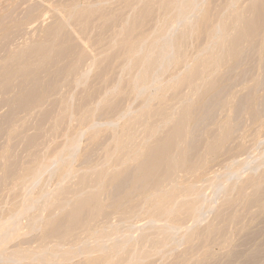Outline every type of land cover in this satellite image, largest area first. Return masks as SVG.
<instances>
[{
    "label": "bare ground",
    "instance_id": "obj_1",
    "mask_svg": "<svg viewBox=\"0 0 264 264\" xmlns=\"http://www.w3.org/2000/svg\"><path fill=\"white\" fill-rule=\"evenodd\" d=\"M207 1L206 0H104L101 2L100 5L96 4V6L98 5L97 7L93 6L95 4L94 3L92 5L94 8H88V7H91V5H89L88 7L85 5L86 7L84 6V8H80L82 4L81 5L79 4V6H78L77 5L78 3L72 4L73 2H75V1H73L71 3L72 5L69 4L70 7H67L65 9V13H66L65 16L66 17L64 18V20L66 18H68V22L62 23L61 21H63V20L60 21L61 23L56 22V24L53 27L47 29V31L45 32V34L43 36V39H41L40 41L33 42L31 44L27 43V46L26 47L24 46L25 48L22 47L23 49L20 48L21 50L19 49V51L13 50L15 52H10V55L7 58L6 64H2L0 66V81L6 86H10L13 84L15 77L21 76L22 77L21 81L18 84L19 89L17 87V90H19V91H17L18 97H22L24 100L37 99L39 103L33 108L34 111L36 110L39 112L38 117H40V119L43 121H45L44 119H48L49 117H53V119H52L53 120V123H52L53 128L65 126L66 123L68 124L71 120L74 119V117L76 116V113H74V110L72 107L73 105H71L70 103L65 101L66 96H65V93L63 92L64 87H61L57 84L56 85L51 84L50 87L48 88V86H45L44 83L41 82V79H40L41 76L39 77V75L42 71L44 73L46 72V70H44V69H47V68L49 69L51 67V64H53L52 67H54L55 63H58L59 61L63 62L64 59L70 60L72 58V60L70 61V64L72 66L70 76H71V80H72V77H74L75 80L78 81V84H76L77 86L74 85L75 83L73 84L70 79L69 80L72 83L71 85L76 86L77 89H83L89 84V82H90L89 80H91L92 77H90L91 79L88 80V78H89L88 76H91V75L92 76L94 75V77L97 76V78L102 83H105L106 82L104 80L105 79V72L108 70L116 71V73L113 75L114 77L116 76L115 77L116 78L115 83L112 85L104 84V86L106 88L105 93L101 97H99L98 99L92 101V103L86 109H82L81 113H79L78 119H77L78 127H79L78 130L77 131H76V129L73 130L72 127H71L72 130L71 129L69 130L70 127L69 126H68L69 128L66 127L67 130L71 131L72 133H73V131H76V132H74L73 135H71L70 137L67 138V140H68L67 143L65 145H63V147H61V149H59L60 147L59 148L57 147L58 149L57 148L55 149V147H54V150L50 149L49 150L50 152L48 151L50 154L44 153L42 157L45 160V162H43L42 164H37V165L31 166L29 168H25L19 172L20 175L18 178V182L15 183L13 190L20 192L23 188L26 187V188H28V191H29V187H31L30 184L34 183V181L37 182V180H39V178L44 175L43 173L40 172L41 170L42 171H43V169L48 170L50 166L53 167V165H57V166H55L56 168L54 167L55 169H53L55 171L52 172L53 175H55V177L53 176L54 177L53 180L54 179L56 180V178H57V181H55L57 183V185L56 184L55 185L57 187H59V189L62 191L61 196L59 194L60 198H59V196H58V198L61 199V197H62V199L61 200L57 199V195H58L56 193L58 190L57 187H56L57 189L55 188L56 190L55 189L53 190V192L55 191L54 192L55 195H54V193H52L53 195L50 193L51 194V196H50L49 192H52V191H50V189L47 186L48 182H47V185H43L40 188L38 193H36V196H39V198L42 199V201L44 202L43 205H44L45 209L42 207L43 205L41 206L44 209V211H46V209H47V210H50L51 213L48 217L46 215L42 214L41 217L45 216L46 218L44 217L41 219H39L40 216L37 217L38 219L36 218L37 215H34L35 217L32 216L35 219H32V217H31V219H29L30 224L28 223V225H29L28 228L30 229L31 232H33V231L35 232L37 230L39 231V228H40V230H42L46 235H48L52 238L61 240L62 242L65 241L66 239H68V237H70L69 240H70V244H71V239H72L71 235H74V233L77 232L78 230H80V231L84 230V229L88 230V228L90 227V224H91V222L89 223V221L91 219H95L96 216H99L97 214V212L103 208V205H104L103 197H105V196L110 197L111 200H113L116 203H120L123 208H126L132 204V201H135L134 199H136V198L138 199V197L134 198L135 193H136V195H137V193H140V194L142 193V194H144V196L146 195L145 201L151 200V202H148V203H153L152 201H155V199H157L158 202L157 201L156 202H157L158 208L161 207V209H162V206L164 204L170 205L171 202H173L172 201L173 197L174 198L178 197L181 193V190H184V189L186 190V191L185 190L182 191V193L184 192L185 197H184V195L183 196L180 195V199H181V197H184V198H182V199H184L183 202H185L182 204L183 207H184V205H188L189 202L191 204L193 202L192 200H194L196 197H198L196 199H199V201H200L202 198L200 199L199 195H202V197H203L204 188L208 189L210 191V186H208V185H210V182H208V180L206 181V179H204V178L203 179L206 181L205 183H207V182L209 183V184L208 183L204 184V186H203V184H201L202 181L195 182L194 178H191L192 181H190V183L191 182H194V183H191L189 185L187 183L188 181L187 182L184 181L182 183V185L184 183H187L186 184L187 187L184 188V186H186V185L183 186L184 189H182V187L177 188V186L179 187V185H177V184L179 182H181L182 178L175 185L173 184L171 186L169 184L171 182L174 183L175 179L173 176L177 171H179V170L184 171L185 170L187 172V174H188V172H190L188 175H190L191 172H193L194 167H195V163L192 160V158L194 159V155H196V152L193 153L192 150L194 148V143H195V147H197V146H196V142L192 141V131L195 133V130H194L195 126L199 127V124L197 125V120H199L200 122H203L205 114H208V113L210 114V112H211L210 107L211 106L213 107L212 104L213 103L215 104L216 101L220 103V101H218V99H220V98H218L217 96L219 93L222 94V92H220V90L224 91L223 89L226 87L225 86L222 89L220 86V90L218 91L219 84L223 82V79H220V80H222V82L219 80V74L222 73L221 70H223L224 68L227 69L228 66H230L228 69L232 70L231 63H233L234 65H235V63H238L236 65H239V61H241L243 59L242 58L243 55L245 57V54H244L246 52V51H244L245 43L248 42V46L249 45L251 46L252 44L257 42L258 38L261 36V34H262L261 32L263 30L262 26L264 24V0H251V1L248 0L250 3L248 4L249 7H248L247 11H246V8L243 9L242 6H241L242 7L241 10L233 9L235 6H237L235 4L236 2H234V1H238V0H234V1L229 0V4H228V8H227V10L229 9V12L228 13L226 12L227 11L226 8H225V10L222 11V12L225 11L227 15L230 13L228 15V18L230 17L229 18L230 22L228 20L226 21V19H225L227 27H226L225 21L223 24L222 20H220V21H222V23H220V24H222V26L218 25V23H219L218 21H217V24L215 23L216 25L212 23V21H211L212 17L210 19V14L212 13V12L210 13L211 10H209L208 7H207L208 10H206L207 9L206 7L204 8L205 4L206 5L209 4V2H207ZM115 2L121 3L124 10L122 12V10H121L122 6H121L120 8L118 7L119 11L117 14H114V12L109 11V12L114 14L111 16L110 15L111 13L108 14L107 13L108 11H106V8L104 6L106 4L108 5V3L111 4V3H115ZM232 2H234V4H233V5H235L234 7L232 6ZM239 2H240V0H239ZM40 3H41V1H40ZM227 3H228V1H227ZM242 3H245V2L242 1ZM135 4H139V8L136 9L134 7ZM116 5H118V4H116ZM230 5H231V8H230ZM136 7H137V5H136ZM107 8H109V7H107ZM238 8H239V6H238ZM125 10H127V13H126L127 15L125 14ZM244 10H245V12H244ZM128 11H129V13H128ZM218 14L221 15L222 13L220 14V11H219ZM25 15H27V14H25ZM214 15H217V14H214ZM214 15H212V16H214ZM227 15H224V18H225V16L227 18ZM28 17H30V16H28ZM32 17H33V15H32ZM192 18H194L195 24H193V22H191L192 20L190 21V19H192ZM219 18L221 19L220 16H219ZM219 18L215 17V19H217V20ZM215 19H214V21H215ZM119 23H120V26L118 27L117 25H119ZM71 25H72V28H71ZM20 26L21 25L18 24L16 27V30ZM68 26H70L69 28L73 29V31L75 28L78 32V35H79V33H82L83 35L86 34L89 30H91V28H92V30H95V31L98 30L99 37L94 40L95 45H97L98 47H101L102 48L101 50L102 51L104 50V51L100 52L99 57L97 56V54L99 55V53L95 54L99 58V60L97 58L95 59V61L96 60L99 61V62H97L98 63L97 65H95L96 62L94 64L95 69L92 68L91 65H87V67L84 66V62L86 60L85 57L88 59V58H92V56L89 57L90 56L89 54H85L87 52H85L86 50L83 46L82 47L84 48V50L82 47H81L82 49L79 47L78 44H81V43H79L78 39L77 40L75 39V37L73 36L74 34H72L73 31L66 33L69 30V28H67ZM116 27L118 29H115ZM25 28H27V27H25ZM25 28L24 29L22 28V29L25 30ZM66 28H67V31H66ZM11 29H9V30H11ZM22 29H20L18 31L20 32ZM111 30H114V32H112ZM108 32H111V34L108 35L107 34ZM7 33H9V32H7ZM21 33H22V31H21ZM15 34H17V33H15ZM107 35H108V37H107ZM200 36H204V38H206V40H204L205 43L207 42V40H208V43L203 45L204 46L203 49H201L202 46L198 47V45H197V47L201 50L198 52V50H199L198 49L197 53H195L196 55L194 57L191 56L193 54V53H191L190 56L192 57V59H189L190 57L189 58L187 57L188 51L186 52V47L191 40H193V39L199 40ZM89 37L91 38V36H89ZM262 37H263V34H262ZM92 40H93V38H92ZM201 40H202V38H201ZM259 40L261 41V38H259ZM262 40H263V42H261V43L264 44V37L262 38ZM76 41H78V42L76 43ZM94 41H93V43H94ZM97 46H96V48H97ZM248 46H247V48H248ZM193 49H194V46H193ZM97 51H100V49ZM193 51H195V50H193ZM260 53H262V52H260ZM92 65H93V63H92ZM56 66H57V64H56ZM90 67L93 69V70H91L90 73H93V74L87 75V73H88L87 68L89 70ZM54 68H52V69H54ZM51 70L47 73H50V72L52 73ZM55 70H56V68H55ZM176 70H179L178 75H175L176 74L175 73L173 76H171L172 72L173 71L176 72ZM249 72H250V70H249ZM53 73H54V71H53ZM223 73H224V71H223ZM229 73H231V72H229ZM246 74L247 73H245V76H246ZM256 74H257V72H256ZM46 75H48V74H46ZM168 75H170L169 76L170 78L167 77ZM167 78H168V81L166 82L164 79L167 80ZM208 78H209V81L205 82L204 79L208 80ZM220 78H223V77H220ZM228 79H229V77H228ZM69 80H68V83H70ZM163 80L167 84H162V83H164ZM201 80L202 81L204 80L205 83H203ZM72 81H74V79ZM199 81H200V83L202 82L203 84L202 83L199 84ZM30 82H31V85L29 86V88L25 92V86ZM163 85H165V86L167 85V86L164 87ZM255 85H256V83H255ZM185 87L189 89L188 93H186L188 95H185V93L183 92L185 90L182 91V89ZM165 89L172 90L173 94L171 95L170 94L171 91H169V92L167 91L168 94L171 95L170 97H168ZM190 90H191L192 94L190 93ZM193 93L196 94V96ZM189 94L191 96L194 95V97L198 96L196 99L194 98L197 102L194 103L195 100L192 101L193 98H190L192 100H189V98H188ZM221 94H219V95L221 96ZM126 97H129V98L133 97L134 99H136V100L139 99L142 102V108L140 107L141 110H139L140 112L136 110L137 114H134L136 111L134 112V110H133V112H134L133 113L131 111L132 110L131 107L123 108L121 106V102L123 103V100L126 99ZM216 98H217V100L214 101ZM228 98H230V97H228ZM59 99L62 100V104L60 105V109H59L58 114L54 115V114H52V112H50L46 109L45 110L43 109V106H44L43 103H45L46 101H52L53 100L52 102H56V100H59ZM140 101H138L139 104H140ZM228 102H229V100H228ZM228 102H226V103L228 104ZM230 103H231V101H230ZM198 104H200V106H201V107L198 106V108L200 110L202 109V107H203V109L204 108L206 109V113L202 114L203 119H202V117H201V119H197L200 116V113L197 111L198 109L196 107V105H198ZM132 105L134 106L135 104L132 103ZM222 105H224L222 107L225 108L226 104H222ZM228 105H231V104H228ZM220 106H221V104H220ZM250 106H252V105H250ZM228 107H230V106H228ZM213 108H215V107H213ZM226 108H227V106H226ZM251 108H253V107H251ZM208 110H210V112H208ZM212 110H214V109H212ZM225 110H227V109H225ZM228 111H229V108H228ZM38 112H37V114H38ZM113 113L117 115V119H118V120L116 119L117 121H120V120L123 121L124 120L125 123L127 122V126L126 127L123 126L124 128L121 126L123 131L121 130L122 132L120 133V132H117L119 130L117 128V124H119V123H117V122H116V124L113 123L116 121L115 119L111 120L112 117L108 118V120H109L108 124L109 123L115 124L114 126L112 125L113 128H112L111 124H109L111 127L110 126L108 127L107 122L106 123L104 122L105 124H107L104 126H107L108 128H111L113 130V132H112V136H113L112 143L113 144L111 143L110 145L105 146L104 151L107 154V156L105 155L107 157V159H105V160L103 159L104 162L103 161L101 162L100 167L98 168V170L95 173V176L99 179V185L97 188H95L94 190L87 193L86 196L79 194L75 197L74 201L70 199L71 200V202H70L69 199L66 197V193L70 187V183H71L72 179L74 178L71 176L72 174L70 173V170L72 168V164H71L72 161L73 160L76 161L75 159H73V157H78V152L76 151V149L80 147V146H77L80 143V142L78 143V141L81 138V135H83L85 130L87 132H89L88 130H90L91 132H89V133H91L90 134L91 138H92L91 140L97 141L99 138L98 136L101 133V130L99 129V124H100L101 128L102 127L104 128V126H101V123H98V122L101 120V118H105V116H107L108 114H113ZM197 114H199V115H197ZM144 116H149L150 118L154 119L155 123L158 122L159 125H161V127L158 125L159 131H160V129H163L165 127L168 129H167V131L165 129V131L161 130L160 132L159 131L157 132V130H158L157 128H156L157 129L156 130L153 127H148L147 130H145L144 142L142 144H137L135 142L134 128H135L136 123ZM208 117H209V115H208ZM227 121L225 122V124L227 123ZM230 123H229V127L231 125ZM115 127L118 129L117 131H116ZM221 128L224 129V126H222ZM98 129H99L100 133L98 132ZM219 129H220V127H219ZM226 129L228 130L230 128L225 127V130ZM221 130L222 129H220V131ZM230 130L224 132L225 136H222V133L220 135V132H219V135L221 136V138L219 137V143H220V141L223 143L225 139L227 140L226 136H228L229 132H231ZM213 132H214V130H213ZM17 134H20L19 131L14 130V129H12L10 132V136H12V137L18 136ZM217 134L218 133H216V135ZM20 135H21V137H23L26 140L27 144H29L30 146L37 144V138L36 137H27V136H24L23 134H20ZM212 135H213V133H212ZM83 136L85 138V135H83ZM228 139H229V137H228ZM85 140H86V138H85ZM210 140H211V138H210ZM226 140H225V142H226ZM197 142L199 143V141H197ZM214 142H215V140H214ZM216 142L218 143V139ZM205 143H208V142H205ZM217 143H216V145H215V143L214 144L211 143L213 146L215 145V147H211L212 145H210L211 148L209 151H211V153L215 152L218 154L219 150L222 151V149H221V147H223L222 143H220V145L218 143V146H217ZM256 148H258V147H256ZM79 149H81V147ZM75 152H77V154H76L77 156H75ZM205 152L207 153V151H205ZM200 153H202V152H200ZM215 153H214V156H216ZM51 154H52V156L49 157V155H51ZM191 155H193V156L191 157ZM198 155L199 154L197 153V156ZM251 155H252V153H251ZM197 156H195L196 159H197ZM199 156H201V155H199ZM208 156H210L209 153H208ZM106 157H104V158H106ZM210 157H212V155ZM200 158L204 159L202 156ZM206 158H207V156H206ZM246 158H248V157H246ZM261 158H262V156H261ZM248 159H250V157ZM257 159H259V158H257ZM257 159H255V160L257 161ZM236 161H233V162H236ZM201 162H203V160ZM233 162H232V165H233ZM244 162L242 161L243 164H244ZM252 162H253V160H252ZM197 163H199V162H197ZM261 163H262V161H261ZM200 164H202V163H200ZM254 164H255V162H253V165ZM9 165H10V160L8 161L7 165L5 166L6 167L5 171L8 170ZM250 165H248V166H250ZM263 165H262V167H264ZM70 166H71V168H70ZM51 167H50V169H51ZM196 167H197V165H196ZM196 167H195V170H196ZM198 167H200V165ZM234 167H236V166H234ZM237 167H239V166H237ZM242 168L244 169L245 167H242ZM243 169H242V171H244ZM253 169L254 168L252 166V170ZM249 170H251V168H249ZM245 171L243 173H246ZM196 172H198V170H196ZM230 172H229V174H230ZM237 172L239 173V171H237ZM225 173H227V172H225ZM5 174H4V176H5ZM196 175H198V174H196ZM232 175H233V173H232ZM234 175L238 176L237 173L236 174L234 173ZM185 177H183V178H185ZM190 177H192V176H190ZM194 177H195V174H194ZM199 177H200V173H199ZM222 177L220 176L219 178H222ZM215 178H217V177H215ZM234 178H236V176ZM196 179H198V178H196ZM225 179H227V178H225ZM239 179H240V177H239ZM50 180H51V178H50ZM223 180H224V178H223ZM176 181H178V180H176ZM166 182H167V184L165 185ZM215 182L216 181H214L213 183H215ZM40 183H42V182H40ZM213 183L211 182V187H212L211 189H214ZM218 183L220 184V182H218ZM34 185H35V183H34ZM182 185H180V186H182ZM205 185L208 188H206ZM220 185L222 186V189H224L223 191H226L227 189L231 188V187H229L226 189L225 188L226 186L224 185L225 186L224 187L223 183ZM215 186L218 187L219 185L217 184ZM176 188L179 190H176ZM218 188H220V186ZM220 189H218V190L220 191ZM35 190H37V189H35ZM215 190L211 191V192L216 193L217 191H215ZM255 190H257V192H258V193H256L254 191L256 193V195L258 194L257 196H259V194H261L260 192L262 190L260 191L259 188L255 189ZM154 191H157V193L153 194ZM175 191L176 192L178 191L177 193H179V191H180L179 195L176 194ZM26 192H27V190H26ZM149 192L151 194H149ZM58 193H59V191H58ZM140 194L138 195L139 197L142 196V194H141V196H140ZM226 194L224 196H226ZM219 195H221V193ZM256 195L250 197V198L255 197V199L253 198L255 200L254 202H257V200H258V199H256ZM54 196H56V197H54ZM26 197L29 198L30 196H26ZM53 197L56 198L57 200L53 199ZM205 197H207L206 193H205ZM213 197H215V196H213ZM28 198H27V200H26V198H24V200H26V202L30 201V200H28ZM39 198L36 197V200L38 199L37 203L34 201L37 207H35L34 203L32 204L33 205L32 212H34V210H36L37 208L38 209L40 208V206L38 207V205H37V204H39V205L41 204L40 202L38 203V201L40 200ZM180 199H179V201H180ZM196 199L194 200L195 204H196ZM209 199L208 198L205 199L206 203L210 202ZM168 200H170V201H168ZM175 200L178 201L177 198L174 199V202H175V204L173 203L174 206L177 203H179V201L176 203ZM202 200H201V202H202ZM207 200H209V201H207ZM211 200H213V199H211ZM218 200H220V199L218 198ZM250 200H252V199H250ZM22 202H24L23 205L25 207H26V204L27 205L29 204V203L25 204V201H22ZM213 202H214V200H213ZM143 203L140 202V204H143ZM155 204H152V205L154 206ZM160 204L162 206H159ZM190 204H189V206H190ZM197 204L195 206H198ZM23 205H20V206L23 207ZM125 205H129V206H125ZM132 205H135V203ZM137 205H139V204H137ZM192 205L193 206H190V207H193V209L190 211H192L193 220L195 219V221H199L200 219L201 220L204 219V218H202L201 213L203 210L202 207H205V205L203 206V203H201L199 205V208L194 207V204H192ZM213 205H214V203H213ZM215 205H216V203H215ZM171 206L174 207L173 205H170L168 207L165 206V207H167V210H168V208H171ZM180 206H181V203H180ZM182 206L179 207V205H178L176 208L177 209L176 212L177 211L182 212L183 210H181V209L179 210V208H182ZM22 207H19V210H22L25 208V207L24 208H22ZM165 207H163V209ZM20 208H22V209H20ZM27 208H29V209H27ZM30 208L32 209V206L31 207L28 206L25 208L28 211V212H26V214L27 213L29 214ZM42 208H40V209L42 210ZM155 208H157L156 205H155ZM187 208L188 207H185L184 210H186ZM205 208H207V207H205ZM40 209L36 210V212L39 211V212L43 213L44 211L42 210L43 211L42 212V211H40ZM189 209H191V208H189ZM213 209H214V207H213ZM171 210H169V211L171 212ZM173 210L175 212V208H173ZM173 210H172V213L174 214ZM25 211H23V214ZM210 211H212V210H210ZM49 212H48V214H49ZM170 212H169V214H170ZM20 213H19L20 214L19 216L25 215V214L22 215V211ZM204 213H205V210H204ZM45 214H47V213H45ZM206 215H207V213H206ZM1 216H3V215H1ZM203 217H205V216L203 215ZM1 219L4 222H0L1 223L0 225L5 227V232L3 233V235L0 236V251H2L3 248L8 246L11 242L15 241V239H17L20 236L19 232H21V231L18 232V230L21 229L20 228L21 226L18 225V223L20 224V222H17V224L15 222L16 221L15 219H17V217L15 219H11L8 221H5L6 219L4 220L3 218H1ZM1 219H0V221H1ZM98 220H101V219H98ZM121 221L122 220L119 221L120 224H122ZM157 221H151V224H153L155 222L157 223ZM159 222H160L159 224L157 223L158 225L155 223L158 227L157 231L159 234H161L160 236L164 237L163 239L165 240V239L169 238V236H171L173 228L171 226L167 225V222L165 225V221H163V220H159ZM202 222H204V221H202ZM206 223H208V222L206 221ZM95 224H96V222H95ZM104 224H105V226H107L110 223H108V224L104 223ZM203 224H205V223H203ZM115 225H116V227L117 226L120 227V225H117V224H115ZM129 225H132V224H129ZM212 225H213V228L214 227H215V229L218 228L217 226H214L215 225L214 223ZM109 226L112 227L111 225H109ZM109 226H108V229H111V230L114 229V228L113 229L109 228ZM123 226L126 228V225L122 224V226H121L122 229H123ZM208 226L209 227H207V229L209 228V230H210L211 225H208ZM16 227H18L19 229L17 230ZM102 227H104V225ZM116 227H115V229H116L115 232L118 230V228H116ZM90 228H92V227H90ZM93 228H94V226H93ZM128 228L130 229L133 227L130 226ZM104 229H105V227H104ZM122 229L120 228L119 230L122 231ZM215 229H213L212 232H210V233H212V234L215 233L214 232ZM96 230L99 232V234L101 233L100 230L103 231V229L98 230L97 227H96ZM127 230L123 229L124 233L125 232L129 233L130 231H133V230H130V231L129 230L127 231ZM220 230H221V228H220ZM220 230H217V231L220 232ZM92 231L93 230H91V232ZM106 231H108V233H110L109 236L113 232V231L109 232V230H107V228H106ZM117 233H118V231H117ZM90 234L92 236V233H90ZM106 234H107V232L103 234L104 235L103 238L104 239L107 238V240H109L110 237L108 238L107 237L108 234L107 235ZM132 234H130L131 237H128V235L126 234L130 241H131L130 238H132ZM157 234L155 235L156 236L155 238L158 239L160 237ZM93 235H94V232H93ZM96 235H97V233L95 234V236ZM105 235H106V237H105ZM113 235H114V233H113ZM122 235H123V232H122ZM91 236L89 238H91ZM99 236L102 238L101 235H99ZM99 236L96 239L102 241L103 238L101 239ZM111 237H113L111 239V241H107L105 239V240H103V242L101 244H99V246L98 245H95V246L99 247L98 250L101 249L100 251H102V253L105 250L107 251V249L109 247L110 250H109V252L107 251L108 254L106 257V263L112 264L115 261V264H116V257L119 255V252L123 249L124 245L126 246L127 244H129V241H128V239L126 240V238H125L126 236L125 237L121 236V232H120V235L119 234L114 235V236L111 235ZM20 238H22V236ZM92 238H93L94 243H96L95 242L96 239L94 240V237H92ZM163 239L162 240L159 239V243H158V241H156V242L159 244L158 246H160V253L165 255V253H167L166 249H168L169 247L172 248V244L167 245V244L161 243L160 240L163 241ZM74 241L76 242L75 244L78 243L75 239H73V242ZM80 241H82V240H80ZM86 241H88L87 244H89L91 246V243H89V240H86ZM66 242H68V240ZM110 242H113L114 246L112 244H110ZM126 242H127V244H126ZM97 243H98V241H97ZM109 244L112 245L113 248H112V246L110 247ZM58 245H60L59 247L61 248L62 244H58ZM80 245L82 246L81 243H80ZM73 246H74V243H73ZM78 246H79V243H78ZM90 246H88V247H90ZM63 247L61 249H65V251H66V248L65 247L63 248ZM86 247L87 246L85 245V249L87 250L88 248H86ZM78 248H80V246ZM70 249H71V247H70ZM4 250H7V249H4ZM89 250H91V249H89ZM89 250H87V252L84 250V252L82 254L80 252L81 250L80 251L76 250V251H79L78 253H80L81 256H83L84 253L89 254V255L91 254L90 256L92 258V261H93V259L95 260V258H96V260L93 262L99 263V262H97V260H99V259H97L98 255L97 254H96L97 256L93 255L95 257L94 258L92 256V252L88 253V252H90ZM165 250H166V252L164 253ZM15 251L13 252L14 254L16 253ZM62 251H61V253L64 254V252H62ZM71 251H72V249H71ZM100 251L98 252L99 255L101 253ZM17 252H19V251L17 250ZM72 252L73 253H71V254H74V256L76 255L75 257L70 256V254H68V253H70V251L67 254L69 255V257L72 258L70 260L74 261V259H76L78 253H74L75 252L74 250ZM1 253L6 255V251H5V253H4V251H2ZM1 253H0V255L2 257L3 255ZM21 253L23 254L24 252H21ZM168 253H169V251H168ZM29 254L30 253H27L26 254L27 256L25 254H23L26 257H22V258H26V259L29 258V260L31 259L30 261H32V259H34V258L28 257ZM67 254H64V255H67ZM23 255L19 254V258H20V256H23ZM35 255L38 258V260H40V262H38L37 258L35 257L37 262L41 263V259L39 257V256H41V254L40 255L35 254ZM42 255L44 256V254H42ZM102 255L103 254L100 255L101 258L103 260H105L104 259L105 257ZM11 256H14V255L11 254ZM11 256H8V258L4 256L2 258V260L0 261V264H1V262L5 261L7 259H9L8 263L11 259L12 260L15 259V258H12ZM33 256H31V257H33ZM81 256L79 257L78 263L82 264L83 260L80 262ZM86 256H88V255H86ZM86 256H85V258H86ZM66 257L63 258L64 262L68 259V257H67V259H66ZM4 258H6V259L4 260ZM22 258H20V260L17 259L18 262H16V263L14 261H10V262H11V264H12V262L14 264H21L19 262L22 260ZM88 258H89V260H91L90 257H87V259ZM101 258H100V260H101ZM26 259H23V260L25 262H27V264H29V262H28L29 260L26 261ZM258 259H257V261H258ZM17 260L15 259V261H17ZM42 260H46V258H42ZM51 260L52 259H50V261H48L49 264H54V262L50 263ZM54 260H56V259H54ZM33 261H35V260H33ZM67 261H69V259ZM88 261H87V264H89V262H90V261L89 262ZM6 262L7 261H5V263L4 262L3 263L6 264ZM37 262H35V263L33 262V263L36 264ZM58 262L59 261L57 259L56 263H58ZM74 262H77V261H74ZM196 262H195V264H196ZM33 263L30 262V264H33ZM42 263H43V261H42ZM46 263L47 262L45 261V263H43V264H46ZM69 263H73V262L69 261ZM198 263H202V260H201V262H197V264ZM84 264H86V263H84ZM128 264H142V262L140 260L131 259Z\"/></svg>",
    "mask_w": 264,
    "mask_h": 264
},
{
    "label": "rangeland",
    "instance_id": "obj_2",
    "mask_svg": "<svg viewBox=\"0 0 264 264\" xmlns=\"http://www.w3.org/2000/svg\"><path fill=\"white\" fill-rule=\"evenodd\" d=\"M40 1H41V3H40ZM40 1L39 0H0V66L2 64H6L7 58L9 57L10 52L19 51L20 48L21 49L25 48L27 46V43L31 44L33 42H37V41H40L41 39H43V36H44L45 32L47 31V29L53 27L56 24V22H59V23L68 22V18H66L64 20V18L66 17L65 16V14H66L65 9L67 7H70L69 4H71L73 1H75V2H73L72 4L78 3L77 4L78 6H79V4L80 5L82 4L80 8H84L85 5L87 7L89 5H91V7H88V8H94L96 6V4L100 5L101 2L104 0H40ZM227 1H228V3H227ZM230 1H232V0H230ZM242 1L245 3H242ZM242 1L241 0H240V2H239V0L234 1V2H236L235 4L237 6L233 5L234 2H232V6L233 7L235 6L233 9L241 10V8L243 7V9L246 8V11H247L248 7H249L248 4L250 2L248 0H242ZM207 2H209V4L208 3H207L208 5L205 4L204 8L208 7L209 10H211L210 13L211 12L212 13L210 14V19L212 17L211 21L213 24H215V23L217 24V21H218L219 22L218 25L222 26V24H220V23H222V21L224 24L225 19H226V21L230 20L229 19L230 17L228 18V15L230 13L228 15L226 14V12L227 13L229 12V9L227 10L229 0H208ZM116 4H118V5H116ZM136 5H137V7H136ZM121 6H122L121 3L115 2V3H111V4L108 3V5L106 4L104 7L106 8V11H108L107 12L108 14H110L111 12H114V14H117L119 11V8ZM238 6H239V8H238ZM107 7H109V8H107ZM134 7L136 9L139 8V4H135ZM121 8H122L121 10L123 12V10H124L123 6ZM208 8L206 10H208ZM225 8L227 11L222 12L223 10H225ZM230 8H231V5H230ZM109 11H111V12H109ZM219 11H220V14L222 13L221 15L223 17L218 14ZM244 12H245V10H244ZM126 13H127V10H125V14ZM128 13H129V11H128ZM25 14H27V15H25ZM114 14L111 13L110 15L112 16ZM214 14H217V15H214ZM223 14L227 15V18H226V16L224 18ZM32 15H33V17H32ZM212 15H214L216 18H219V16H220L221 19L219 18L217 20ZM28 16H30V17H28ZM214 19L216 22L214 21ZM61 20H63V21H61ZM220 20H222V21H220ZM190 21L193 22V24H195L194 18L190 19ZM226 21H225V24H226ZM18 24H20L21 26L18 27L16 30V27ZM24 26L27 28H25ZM117 26L119 27L120 23ZM69 27L70 26H68L67 28H69ZM226 27H227V24H226ZM263 27H264V24L262 26L263 30L261 29L262 30L261 33L263 34V37H264V28ZM19 28L20 29L25 28V30L22 29L21 30L22 33H21V31L20 32L18 31V30H20ZM67 28H66V31H67ZM71 28H72V25H71ZM9 29H11V30H9ZM115 29H118V28L116 27ZM72 31H73V29L69 28V30L66 33L72 32ZM96 31L92 30V28H91V30H89L86 34L83 35L82 33H79V35H78L77 30L74 28V31L72 32V34H74L73 36L75 37V39L76 40L78 39L79 43H81V44H78L79 47L81 48L83 46L86 50L85 52H87L85 54H89L90 55V56L88 55L89 57L92 56V58H88V59L85 57L86 60L84 62V66L87 67V65H91L92 68H94V69H95V66H94L95 62H96L95 65L98 64L97 62H99L98 57L100 56V52L104 51V50L103 51L101 50L102 49L101 47H98L97 45H95L94 40L99 37V32H98V30H96ZM111 31L114 32V30H111ZM7 32H9V33H7ZM15 33H17V34H15ZM107 34L110 35L111 32H108ZM262 34L259 37V38H261V41L258 38L259 41L257 40V42H255L254 44L251 43L252 44L251 46L250 45L248 46V42L245 43V45H244L245 46L244 51H246L244 53L245 57L243 55V57H242L243 59L241 61H239V65H236L238 63H235V65H236L235 66L233 63H231L232 70L228 69L230 66H228V68H227L229 71L226 68L221 70V72L223 73V71H224L225 74L224 73L223 74L221 73L222 75L219 74V80L223 79V82H222V80H220L222 83L219 84L218 91L220 90V86L222 89L225 86L226 87L223 89L224 91L220 90V92H222V94L218 92L219 94H221V96L219 94L217 96L218 98H220V99H218V101H220V103L216 101L217 100V98H216L214 100V101H216L215 104L214 103L212 104L213 107H215V108H213L210 105L211 106L210 107L211 112H210V110H208V112H210V114L207 112L208 114H205L204 119H203L202 114L206 113V109L205 108L203 109V107H202V109L200 110L198 108V106H200V104L196 105V107L198 109L197 111L200 113V116L197 119H201V117H202L203 122H200L199 120H197V125L199 124V127L195 126V128H194L195 133L192 131V141L196 142V146H197V147H195V143H194V148H193L192 152L193 153L196 152V155H194L192 153L194 155V159H195L194 160L192 158V160L195 163V167L197 165L196 170H198V172L200 173V177H199V173L196 172L195 167H194L193 172H191L190 175H188L190 172H188V174H187V172L185 170H184L185 172L183 170L182 171L179 170L173 176L175 179L174 183L171 182L169 184L171 186L173 184L175 185L182 178L181 182H179L177 184V185H179V187L177 186V188L182 187V189H184L185 187H187V185H186L187 183H188V185L191 183H194V182L190 183V181H192L191 178H194L195 180L194 179L193 180L195 182L202 181L201 184H203V186H204V184H207L208 182H210V185H208V186H210V191L208 189L204 188V190L202 189L203 190V197H202V195H199L200 199L201 198L203 199V200L201 199L202 202H201V200L199 201V199H196L198 197L195 198L196 204L198 202L199 203L201 202V203H203V206L205 205V207H207V208L202 207L203 210L201 213L202 218H204L205 220L200 219L199 221H195V219L193 220V218H192L193 214H192V211H190V210H192L193 207H190V206H193L192 204H194V207L199 208V205L201 204V203L200 204L198 203L197 204L198 206H195L196 205L194 203L195 199L192 200L193 202L191 204H190V202L189 203L187 202L188 205H184V207L182 206V204L185 203V202H183L184 199H182L185 197L184 192L182 193V191L185 190L184 189V190H181L182 194L179 191L180 195H182V196L184 195V197H181V199H180L179 193H177L178 191L177 192L175 191V193L178 194L179 196L175 197V198L173 197V200H172L173 202H171L170 205L174 206V204H175L174 199H176V198L178 201L180 199V201H179V203H177L178 201L175 200L177 203L175 205L176 207L171 206V208H168V210H167V207L170 206L169 204L163 205L161 203L163 206L161 204L159 206H162V209H161V207L158 208L157 199H155V201H152L153 203H148V202H151V200L145 201L146 195L144 196V194H142V193H141L142 196L140 193H137V195L135 193L134 198L138 197V199L137 198L134 199L136 202L132 201V204L135 203V205H132V204L130 206L125 205V206H129L126 208H123L120 203H116L113 200H111L110 197L105 196V197H103V201H104L103 208L97 212V214L99 216H96L97 219L94 217L96 220L91 219L89 221V223L91 222L90 227L93 228V226H94L95 229L94 228L92 229L89 227L88 228V230L90 229L89 231L87 229H84L81 231L78 230L77 232L74 233L75 236L71 235V237H72L71 244H70V240H69L70 237H68V239L63 241L64 242L63 243L61 240H58V239H55V238H52V237L46 235L42 230H40V228H39V231L37 230L35 232L34 231L31 232L30 229L28 228L29 227L28 223H29V219H31L32 216L35 217L34 215H37L36 218L38 216H40L39 219H41V218L45 217L44 215H46L48 217L51 213V211L47 210V209H46V211H44V209H45L44 205H43L44 202L42 201V199L39 198V196H36V193H38V191L40 190V188L43 185H47V182H48V185H47L48 188L50 189V191H52V192H49V194L50 193L52 194L55 192V191L53 192V190L57 187L56 186L57 183L55 182V181H57V178H56V180L55 179L53 180L55 175H53L52 172L55 171L53 169H55L56 168L55 166H57V165H53V167L50 166L51 167V169L49 167L50 170L49 169L48 170L43 169L44 172L41 170L40 172L44 174L41 177L43 178L45 175L46 176L43 179L40 177L43 181L39 178V180H37V182L34 181L35 185H34V183L30 184L31 187H29V191H28V188H26V187H25L26 189L23 188L22 189L23 191L21 190L20 192L13 190L15 183L18 182V178L20 175L19 172L25 168H29V167L37 165V164H42L43 162H45V160L42 157L44 153L50 154L49 153L50 149L54 150V147H55V149L57 147L58 148L60 147L59 149H61V147H63V145H65L67 143V141H68L67 138L70 137L71 135H73L74 132H76L79 128L77 119H78L79 113H81V110L86 109L92 103V101L98 99L99 97H101L105 93L106 88H105L104 84L112 85L115 83V79H116L115 77L116 76L114 77L113 75L116 73V71H110V70L106 71L105 72V79H104L106 82L102 83L97 78V76L94 77V75L93 76L91 75L93 73H90V72L93 69L90 67L88 70V68H87V71H88L87 75H89V74L91 75V76H88L89 77L88 80L91 79L90 77H92V79L89 80L90 82L85 88L77 89L76 84H78V81L75 80L74 77H72V80L74 79V81H72L71 76H70L71 68H72L70 61L72 60V58L70 60L64 59V61L62 60L63 62L59 61L58 63H55L54 67L57 64V66L55 67L56 70L54 67H52L53 64H51V67L49 66L50 67L49 69L48 68L44 69V70H46L45 73L48 75H46L42 71L39 75V77L41 76V78H40L41 82L44 83L45 86H48V88L50 87L51 84H53V85L57 84L61 87H64L63 92L65 93V96H66L65 101L70 103L71 105H73L72 107H73L74 113H76V116L74 117V119L71 120L70 122L68 121L69 122L68 124L66 123L65 126L57 127V128H53V125H52L53 117H49L48 119H44L45 121L41 120L40 117H38L39 112L36 110L34 111V109H33L39 103L37 99L24 100L22 97H18L17 91H19V90H17V87L21 81V78H22L21 76L15 77L13 84L10 86H6L0 81V219L3 218L4 220L6 219L5 221H8L11 219H15L17 217V219H15L16 220L15 222H16V224H17V222H20V224L18 223V225L21 226L20 227L21 229L18 228L19 226L16 227L17 230L19 229L18 232L21 231V232H19L20 236L17 238L18 240L15 239V241L16 242L18 241V242L16 243L15 241H13L8 246H6L7 248L6 247L3 248L2 251H4V253L6 251V255L1 253L2 251H0V253L3 255L2 257L0 255V261L2 260V258L4 256L8 258V256H11V254L14 255V256H11L12 258H15L16 260L17 259L20 260V258L26 257L27 253H30L28 255V257L34 258V259H32V261L35 260V261H33L34 263L37 262V260H38V258L36 257L35 254H38V255L41 254L42 257L39 256L41 259V263H38V262H40V260H38V262L36 264H43V263H45V261L49 264L48 261H50V259H52L50 263L54 262V264H62L64 262L63 258H65L68 254H70V256H73V257L76 256V255L74 256V254H71V253H73L72 252L73 250L75 251L74 253H78L81 250L80 252L82 254L84 252V250L87 252V250L91 249V250H89L90 252H88V253L92 252V256L93 255L95 256L97 254L98 255L97 259H99V260L101 258L100 255L103 254L102 256L105 257V258L103 257L105 260H103L101 258L100 261L97 260V262H99V263H94L93 261H95L96 258L93 256L95 258V260L93 259V261H92V258L90 256L91 254L89 255V254L84 253L85 256L88 255L85 258L84 255H83L84 256L83 257V256H81L80 253H78L77 257H76V259L77 258L78 259L76 260L73 258L74 261H77V262L71 261L70 259H72V258L69 257V255H68L67 257H68L69 261L73 262V263H69V261H67L68 259L66 257L67 260L65 259L66 261L63 264H81V263H78L80 256H81L80 262L83 260L82 264H84V263L87 264V261L89 260V258L87 259V257L91 258V260H89L90 262L88 261L89 264H91V263L92 264H108V263H106V257H107V254H108L110 248L107 246L108 252L105 250L102 253V251H100L101 249L98 250L99 247H96L95 245L99 246V244H101L103 242V240H105V239L107 240V238H105V239L103 238L104 233L107 232V234H108L107 237L108 238L110 237L109 240H107V241H111V239L113 238V237H111V235L112 236L118 235V234L120 235V232H121V236H124V237L126 236L125 238H126V240L128 239L129 244H127V242H128L127 241L126 242L127 245L126 246L124 245L125 248L123 247V249L119 252V255L116 257V264H128L131 259L140 260L142 262V264H195L196 261L201 262V260H202V263H198V264H203V263L204 264L205 263L206 264H226L227 262H228L227 264H243V263L244 264H248V263L249 264H264V167H262V165L264 164L263 163L264 162V103H263L264 102V44L261 43V42H263ZM108 35H107V37H108ZM89 36H91V38ZM92 38H93V40H92ZM199 38H200L199 40L198 39H196V40L193 39L194 41L191 40L186 47V52L188 51L187 57L188 58L190 57L189 59H192V57H194L196 55L195 53H197V50L199 49L198 47L202 46L201 49H203L204 48L203 45L208 43V40L205 43L204 40H206V38H204V36H200ZM201 38H202V40H201ZM93 41H94V43H93ZM77 42L78 41H76V43ZM197 45H198V47H197ZM96 46H97V48H96ZM193 46H194V49H193ZM247 46H248V48H247ZM84 48H83V50H84ZM98 48L100 49V51H97V50H99ZM201 49H199L198 52ZM13 50H15V51H13ZM193 50H195V51H193ZM260 52H262V53H260ZM96 53H99V55L97 54L98 57L95 55ZM191 53H193V54L191 55ZM96 58L98 60L95 61ZM92 63H93V65H92ZM52 68H54V69H52ZM50 70L52 71V73L51 72H50L51 74L47 73ZM249 70H250V72H249ZM53 71H54V73H53ZM178 71L179 70H176V72L173 71L174 73L172 72L171 76H173L175 73H176L175 75H178V73H179ZM229 72H231V73H229ZM256 72H257V74H256ZM245 73H247L246 76H245ZM169 76L170 75H168L167 77H169ZM220 77H223V78H220ZM228 77H229V79H228ZM69 79L71 80V82L73 84L75 83L74 85H76V86L71 85L72 83L70 82ZM68 80L70 83H68ZM164 80L167 82L168 78H167V80L166 79H164ZM164 80H163V82H164ZM204 80H205V82H207V81H209V78H208V80H206V79H204ZM204 80L203 81L201 80V81L203 83H205ZM201 83L199 81V84H201ZM255 83H256V85H255ZM162 84H167V83L164 82ZM30 85H31V82L25 86V92L29 88ZM163 86L166 87L167 85L166 86L163 85ZM18 89H19V87H18ZM165 90H166L168 97H170L173 94L172 90H168V89H165ZM183 90H185L186 92ZM167 91L168 92L171 91L170 92L171 95L168 94ZM182 91L185 93V95H188L186 93H188L189 89L185 87L182 89ZM190 93L192 94L191 90H190ZM194 95L196 96V94H194ZM194 95H192L193 96L192 97L189 94V96H188L189 100H192L190 98H193L192 101H194L198 97V96L194 97ZM228 97H230V98H228ZM224 100L226 102H228V100H229L228 104H231V105H228ZM52 101H46L45 103H43L44 104L43 109L44 110L46 109V110L52 112V114L56 115L59 112L60 105L62 104V100L59 99V100H56V102H52ZM138 101H140V100L139 99L136 100L133 97H130V98L126 97V99L123 100V103L121 102V106L123 108L131 107L132 110L131 109L130 110L132 112H133V110H134V112L136 110L139 111L142 108V102L140 101V104H139ZM230 101H231V103H230ZM195 102H197V101L195 100L194 103ZM132 103L135 105L133 106ZM220 104H221V106H220ZM222 104H226L225 108L222 107V106H224ZM250 105H252V106H250ZM226 106H227V108H226ZM228 106H230V107H228ZM251 107H253V108H251ZM228 108H229V111H228ZM212 109H214V110H212ZM225 109H227V110H225ZM137 111L135 113L134 112L133 113L137 114ZM37 112H38V114H37ZM197 115H199V114H197ZM208 115H209V117H208ZM111 117H112L111 120L117 119V115L113 113V114H108L107 116H105V118H101V120L100 121L98 120L99 122L98 121L97 122L101 123V126L107 125L109 122L108 118H111ZM117 120L115 122H113V121L112 122L115 124H116V122L119 123V124H117V128L120 131L116 127L115 128H116V131L118 130L117 132L121 133L123 131L122 127L123 126L126 127L127 122L125 123L124 120L123 121L120 120L121 122L117 121ZM226 121H227V123L225 124ZM104 122L105 123L107 122V124H105ZM157 123H155L154 119L150 118L149 116L142 117L136 123L135 128H134L135 142L137 144H142L144 142V139H145V130H147L148 127H153L154 129H156V128L158 129L159 123L158 124ZM229 123L231 124L230 127H229ZM109 124H111V126L115 125L112 123H109ZM109 124H108V127L110 126ZM113 126H112V128H113ZM159 126L161 127V125H159ZM222 126H224V129L221 128ZM66 127L69 128V130L72 127L73 130L76 129V131H73V133H72L71 131H68ZM108 127L104 126V128L103 127L101 128L100 124H99V129L101 130L102 134L100 133V131L98 129V132L100 133V135L98 136L99 138L97 141L91 140L92 139L91 135H90L91 133H89L91 131L88 129L87 130L89 132H87L85 130L83 133V135H85L86 140H85L84 136L81 135L82 139L81 138L79 139L78 143L79 142L80 143L77 146H80L82 150L79 149L80 147L77 148L78 150L76 149V151L78 152L79 158L73 157V159H75L76 161H74V160H73L74 162L72 161V163H71L72 168L70 166V168H71L70 173L72 174L71 176L74 177L72 179V181L70 183V187L66 193V197L69 199L70 202H71V200L74 201L75 197L77 195L82 194V195L86 196L87 193H89L90 191H92L98 187L99 179L95 176V173L98 170V168L100 167V164L103 161V159L104 160L107 159V157H106L107 154L104 151L105 146L110 145L112 143V140H113L112 139L113 138V136H112L113 130L111 128H108ZM219 127H220V129H222L221 130L222 132L220 131ZM225 127L230 128L231 130L230 129L225 130ZM12 129L19 131V133L23 134L24 136L36 137L37 138V144L30 146L29 144H27L26 140L23 137H21L20 134H17L18 136H13V137L10 136V132ZM165 129L167 131L168 128L165 127L163 129H160V131L161 130L165 131ZM213 130H214V132H213ZM229 130L231 132H229L228 136H226L227 140L225 139L227 143L225 142V140H224L225 143L224 142L222 143L220 141V143H222V145H223V147H221L222 151L219 150L218 154L215 152L211 153V151H209V150L211 147H215V145L217 143L216 142L217 139H218V143H219V137L221 138V136H220L221 133H222V136H225L224 132L229 131ZM158 131H159V129L157 130V132ZM219 132H220V135H219ZM212 133H213V135H212ZM216 133H218V134L216 135ZM228 137H229V139H228ZM210 138H211V140H210ZM214 140H215V142H214ZM197 141H199V143ZM204 141L208 142V143H205ZM211 143L212 144L215 143V145L213 146ZM218 143H217V146H218ZM220 143H219V145H220ZM210 145H212V146L210 147ZM256 147H258V148H256ZM205 151H207V153ZM77 152H75V156H77L76 155ZM200 152H202V153H200ZM250 152L252 153V155ZM197 153L199 155H201L204 159L200 158L201 156H199V155L197 156ZM208 153L210 156L212 155V157L208 156ZM214 153L216 156H214ZM193 155H191V157ZM50 156H52V154L49 155V157ZM195 156H197V159L195 158ZM206 156H207V158H206ZM261 156H262V158H261ZM104 157H106V158H104ZM246 157H248V158L250 157V159H248ZM256 157L259 159H257ZM254 158L257 159V161ZM9 160H10L9 168L7 171H5V169H6L5 166L7 165ZM202 160H203V162H201ZM252 160H253V162H255V164L257 163L256 164L257 166L255 164H254L255 166L253 165ZM233 161H236V162H233ZM242 161L243 162L245 161L244 162L245 165L242 163ZM261 161H262V163H261ZM197 162H199V163H197ZM232 162H233V165H232ZM200 163H202V164H200ZM199 165H200V167H198ZM248 165H250V166H248ZM234 166H236V167H234ZM237 166H239L240 168ZM252 166L254 168L253 170H252ZM242 167H245V168L243 169ZM249 168H251V170H249ZM242 169L244 171L247 169L245 171L246 173H243L244 171H242ZM230 171L233 173V175ZM237 171H239V173ZM225 172H227V173H225ZM229 172L231 175L229 174ZM234 173L235 174L237 173L238 176L234 175ZM4 174H5V176H4ZM194 174H195V177L198 179H196L194 177ZM196 174H198V175H196ZM190 176H192V177H190ZM220 176L221 177L223 176V177L219 178ZM235 176H236V178H234ZM183 177H185V178H183ZM215 177H217V178H215ZM239 177H240V179H239ZM50 178H51V180H50ZM203 178L206 179V181L208 180V182L205 183L206 181ZM223 178H224V180H223ZM225 178H227V179H225ZM176 180H178V181H176ZM213 180L216 182L213 183L214 182ZM184 181L185 182L188 181V182L184 183L182 185V183ZM40 182H42V183H40ZM211 182L213 183L214 189H211L212 188ZM218 182H220V184L223 183V186L225 185L226 187L225 186L224 187L226 189L231 187V188L227 189L229 192L226 189L225 190L227 192L223 191L224 189H222V186ZM166 184H167V182L165 183V185ZM217 184L220 186L221 189L218 188L219 186L218 187L215 186ZM180 185H182V186H180ZM184 185H186V186H184ZM183 186H184V188H183ZM205 187L208 188L206 185H205ZM57 188H58V190L56 192L58 194L57 199H59L61 194H62V191L59 189V187H57ZM177 188H176V190H179ZM257 188H259L260 191L262 190L261 192L258 190L261 193V194H259V196H257L258 194L256 195V193H258V192L255 189H257ZM35 189H37V190H35ZM218 189H220V191ZM26 190H27V192H26ZM214 190L217 192L216 193L211 192ZM58 191H59V193H58ZM150 192H149V194H151ZM204 192L206 193L207 197H205ZM155 193H157V191H154L153 194H155ZM220 193H221V195H219ZM51 194H50V196H51ZM59 194H60V196H59ZM139 194L141 197L138 196ZM225 194H226V196H224ZM253 194L256 195V199H258L259 201L257 200V202H254L255 197H253L254 199L250 198L251 196H254ZM54 195H55V193H54ZM26 196H30V197L28 198ZM58 196H59V198H58ZM213 196H215V197H213ZM23 197L26 198V200L28 198V200H30V201L26 202V200H24ZM36 197L42 201L41 202L39 200L38 203L40 202L41 204L40 205L37 204V205H38V207L40 206V208H42V207L44 208V209L42 208V210L44 212L39 208L40 211H42L43 213H41L39 211L36 212V210H39L38 208L36 210H34V212H32V210H33L32 204L34 203L35 207H37L35 202L37 203L38 199L36 200ZM54 197H56V196H54ZM54 197H53V199H56ZM207 198L208 199L210 198L209 203L208 202L206 203L205 199H207ZM218 198L220 200H218ZM61 199H62V197H61ZM61 199H59V200H61ZM211 199H213L214 202ZM250 199H252V200H250ZM209 200H207V201H209ZM22 201H25V204L26 203L30 204V205L26 204V207L32 206V209L30 208L29 214L28 213L26 214V212H28V211L25 209L26 207L23 205L24 202H22ZM139 201L141 203H143V202L144 203L140 204ZM168 201H170V200H168ZM136 203L139 205H137ZM180 203H181V206L183 209L179 208V210L181 209L183 211L182 212H180V211L176 212L177 206L179 205V207H181ZM213 203H214V205H213ZM215 203H216V205H215ZM152 204H155L157 206V208H155V205L153 206ZM189 204H190V206H189ZM20 205H23V207ZM165 206H167V207H165ZM19 207H22V208L25 207V208L24 209L20 208L22 210H19ZM163 207H165V208L163 209ZM185 207H188V208L186 210H184ZM213 207H214V209H213ZM173 208H175V212H174ZM189 208H191V209H189ZM27 209H29V208H27ZM171 209L173 210L174 214L172 213ZM169 210H171V212ZM204 210H205V213H204ZM210 210H212V211H210ZM21 211H22V215L25 214L24 216H19L21 214L20 213ZM23 211H25L24 214H23ZM48 212H49V214H48ZM169 212H170V214H169ZM45 213H47V214H45ZM206 213H207V215H206ZM42 214H44L43 215L44 217H41ZM1 215H3V216H1ZM203 215L205 217H203ZM33 217H32V219H35ZM98 219H101V220H98ZM120 220H122L121 221L122 224L126 225V228L123 226V229H126V230L128 229L129 231L133 230V231L129 232L130 234L133 233L132 238H130L131 241L128 238V237H131V235L129 233L125 232L128 235V237H127V235L124 233V231L121 227L122 224H120V222H119ZM159 220L165 221V225L167 222V225H169L173 228L171 236H169V238H167L165 240L163 239L164 237L160 236L161 234H159L157 231L158 230L157 225L160 223ZM151 221H157L158 224L156 222L155 223L157 225L155 223L151 224ZM202 221H204V222H202ZM206 221L208 223H206ZM0 222H4V221L1 219ZM95 222H96V224H95ZM104 223H107V224L110 223V224H108V225L106 224L107 226H105ZM203 223H205V224H203ZM213 223L215 224L214 226H217L219 229L218 228L215 229V227L213 228V225H212ZM115 224L120 225V227L119 226L116 227ZM127 224L128 225L132 224V225L128 226ZM103 225H104L105 229H104V227H102ZM109 225H111L112 227H110ZM208 225L212 226V227L210 226V228H211L210 230H209V228L207 229V227H209ZM108 226H109V228H112V229L114 228V229L113 230L108 229ZM130 226L133 227L134 229L133 228L129 229L128 227H130ZM96 227L98 230L103 229V231L100 230V232L101 233L103 232V233L99 234V232L96 230ZM115 227L118 228V230H117L118 233H117V231L115 232V230H116ZM106 228H107V230H109V232L113 231L110 236H109L110 233H108V231H106ZM120 228L122 229V231L119 230ZM220 228H221V230H220ZM213 229H215V231H214L215 233L212 234L210 232H212ZM91 230H93V231L91 232ZM217 230H220V232ZM4 232H5V227L0 225V236L3 235ZM93 232H94V235H93ZM95 232L97 233L98 236L103 235L102 241L96 239V238H98V236L97 235L95 236V234H96ZM122 232H123V235H122ZM88 233L89 234L92 233V236H91V234L89 235ZM113 233H114V235H113ZM156 234L160 238H158V239L155 238ZM106 235H105V237H106ZM21 236H22V238H20ZM90 236H91V238H89ZM92 237H94V240L96 239V241H95L96 243L98 241L97 244L94 243ZM73 239H75L79 243L80 248H78L79 247L78 243L75 244L76 242L75 241L73 242ZM77 239L78 240L80 239L82 241H80V240L78 241ZM159 239H161V240L163 239V241L160 240V242L163 244H167V245L172 244V248L169 247L168 249H166L167 253H165L166 250L164 251L165 255L160 253V246H158L159 245L158 244ZM67 240H68V242H66ZM86 240H89V243H91V246L89 244H87L88 241H86ZM156 241H158V243ZM73 243H74V246H73ZM80 243L82 244V246L80 245ZM58 244H62L61 248L65 245L64 247L66 248V251H65V249H61L59 247L60 245H58ZM110 244L113 245V242H110ZM110 244H109V246L111 247L112 245H110ZM85 245L87 246L86 248H88L87 250L85 249ZM88 246H90L91 248ZM113 246H112V248H113ZM70 247H71L72 251H71ZM4 249H7V250H4ZM17 250L20 253L17 252ZM76 250H79V251H76ZM14 251L16 252L15 254L13 253ZM61 251L64 252V254H67L69 251H70V253H68L67 255H64L63 253H61ZM99 251L101 252L100 255L98 253ZM168 251H169V253H168ZM21 252H24L23 254H25L26 256L23 255ZM19 254H21L23 256H20V258H19ZM42 254H44L45 257ZM30 255L31 256L34 255V256L31 257ZM35 257L37 258V260ZM42 258H46V260H42ZM5 259L6 258H4V260ZM15 259H13V260L11 259L10 261H14L15 263L18 262V260L15 261ZM23 259H26V258H22V260ZM54 259H56V260H54ZM57 259L59 261L58 263H56ZM257 259H258V261H257ZM8 260L9 259L5 260V261H7L6 264H9V263L11 264L10 261L8 263ZM27 260H29V258L26 259V261ZM30 260L28 261L29 264H30V262L33 263ZM5 261H3V262L5 263ZM21 261L19 263H21V264L26 263L27 264V262H25L24 260H23L24 262L22 261L23 263ZM42 261H43V263H42ZM3 262H1V264ZM197 262H196V264H197ZM12 264H14V263L12 262ZM112 264H115V261Z\"/></svg>",
    "mask_w": 264,
    "mask_h": 264
}]
</instances>
